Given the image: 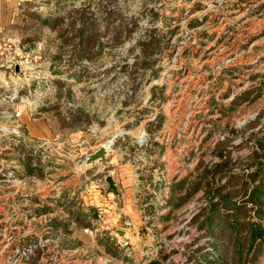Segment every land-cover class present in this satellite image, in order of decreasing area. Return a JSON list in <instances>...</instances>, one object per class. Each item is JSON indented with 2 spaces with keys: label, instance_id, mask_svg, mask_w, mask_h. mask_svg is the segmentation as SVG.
<instances>
[{
  "label": "rangeland",
  "instance_id": "374dc122",
  "mask_svg": "<svg viewBox=\"0 0 264 264\" xmlns=\"http://www.w3.org/2000/svg\"><path fill=\"white\" fill-rule=\"evenodd\" d=\"M263 85L264 0H0V264H194L204 190L169 201L226 139L240 170Z\"/></svg>",
  "mask_w": 264,
  "mask_h": 264
},
{
  "label": "trees",
  "instance_id": "16d2710c",
  "mask_svg": "<svg viewBox=\"0 0 264 264\" xmlns=\"http://www.w3.org/2000/svg\"><path fill=\"white\" fill-rule=\"evenodd\" d=\"M149 44V42H140L145 53L150 50ZM252 93L247 91L237 96L233 104L241 105L250 101ZM259 120L260 117L248 122L244 131L256 128ZM232 133L238 135L237 130H232ZM257 136L258 133H251L244 142L252 145V153L241 163L238 172H236L238 164L229 151V144L234 139L232 137V140L226 139L216 145L210 162L207 164L201 162L197 166L199 175L190 186L186 179L176 184L174 190L177 193L186 189L187 191L179 200L172 198L169 201L170 204L173 200L178 201L177 204H172L175 208L182 207L190 197L204 190L205 206L192 218L191 223L196 224L200 232H205V236L213 240L206 244V247L199 246L192 252L187 260L188 263L218 264L223 260L221 257L227 253L228 248L238 257L237 261L242 262L247 247L249 254L255 244H264V137L257 138ZM26 170L28 176L36 175L37 170L32 168L31 163L26 164ZM73 215L70 212V217L75 218ZM77 219V223L82 221L79 215ZM223 242L227 244L226 248L221 245ZM207 248L211 250L203 253ZM164 260L168 261V256H164ZM151 264H162V262L156 260Z\"/></svg>",
  "mask_w": 264,
  "mask_h": 264
},
{
  "label": "water",
  "instance_id": "95a60500",
  "mask_svg": "<svg viewBox=\"0 0 264 264\" xmlns=\"http://www.w3.org/2000/svg\"><path fill=\"white\" fill-rule=\"evenodd\" d=\"M113 141V140H112ZM113 145V144H111ZM79 154H81V151H79ZM108 157V152L105 147H100L97 151L94 153L88 154L86 156L85 164L88 166H93L96 163H104ZM106 182L108 183L109 190L115 193L116 195H119L118 188L115 184V181L111 176H108L106 178Z\"/></svg>",
  "mask_w": 264,
  "mask_h": 264
},
{
  "label": "crops",
  "instance_id": "0c3cea01",
  "mask_svg": "<svg viewBox=\"0 0 264 264\" xmlns=\"http://www.w3.org/2000/svg\"><path fill=\"white\" fill-rule=\"evenodd\" d=\"M109 149H110V147L109 146H106V150H107V152H109ZM114 160H111V162L110 163H112ZM115 180V183H116V185H117V187H118V189H119V192H120V196H117V195H115L114 194V198H116L117 200V202L118 203H126V204H124V207H129V208H131V211H133V212H137L135 209H136V207L134 208V206H133V203H132V199H128V196H127V194L129 193V191H127L126 189L125 190H123L122 191V189L119 187V185H118V181H117V179H114ZM113 203V207H115V206H117V204L115 203V202H112Z\"/></svg>",
  "mask_w": 264,
  "mask_h": 264
},
{
  "label": "built area",
  "instance_id": "2783aa9c",
  "mask_svg": "<svg viewBox=\"0 0 264 264\" xmlns=\"http://www.w3.org/2000/svg\"><path fill=\"white\" fill-rule=\"evenodd\" d=\"M110 150V149H109Z\"/></svg>",
  "mask_w": 264,
  "mask_h": 264
}]
</instances>
